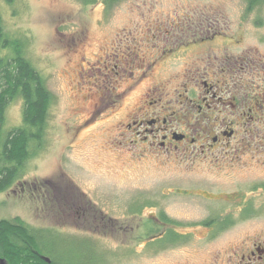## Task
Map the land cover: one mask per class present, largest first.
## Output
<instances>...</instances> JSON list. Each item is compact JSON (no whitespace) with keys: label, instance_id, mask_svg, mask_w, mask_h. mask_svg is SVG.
<instances>
[{"label":"rangeland","instance_id":"1","mask_svg":"<svg viewBox=\"0 0 264 264\" xmlns=\"http://www.w3.org/2000/svg\"><path fill=\"white\" fill-rule=\"evenodd\" d=\"M0 15L52 94L42 139L28 143L35 154L0 192V218H21L65 263L245 264L241 255L264 241V216L224 230L197 224L209 213L196 195L207 183L200 167L184 154L141 156L142 141L123 136L160 95L175 117L196 113L189 99L197 105L201 88L185 77L190 54L205 49L200 30L235 32V50L264 48V0L250 9L246 0H0ZM21 116L22 101L10 102L4 129ZM160 212L178 225L159 223Z\"/></svg>","mask_w":264,"mask_h":264},{"label":"flooded vegetation","instance_id":"2","mask_svg":"<svg viewBox=\"0 0 264 264\" xmlns=\"http://www.w3.org/2000/svg\"><path fill=\"white\" fill-rule=\"evenodd\" d=\"M201 32L205 34L199 45L204 44L205 49L190 54L195 61L190 60V80L185 77V81L196 79L201 88L197 105L189 99L196 113L175 117L159 103L160 95L138 107L125 122L123 137H128L126 144L142 141L141 156L159 150L184 154L190 165L200 167L207 183L196 195L207 202L209 213L197 224L224 230L264 216V48L251 44L235 50L229 44L238 41L233 38L235 32ZM197 42L191 41V46ZM187 45L163 51L173 53ZM193 115L196 120L190 118ZM158 222L178 225L163 212ZM156 226L155 222L151 225ZM246 252L241 255L242 259L246 256L245 264H264V241H254Z\"/></svg>","mask_w":264,"mask_h":264},{"label":"trees","instance_id":"3","mask_svg":"<svg viewBox=\"0 0 264 264\" xmlns=\"http://www.w3.org/2000/svg\"><path fill=\"white\" fill-rule=\"evenodd\" d=\"M5 1L11 3L13 0ZM261 1L246 0L247 9ZM25 46L22 38L5 32L0 15V192L18 181L24 162L35 154L28 150V143L41 141L52 99L44 77L26 56ZM16 99L22 101L21 125L5 130L6 108ZM166 233L169 237L181 236L172 228ZM37 236L36 231L18 216L0 218V262L73 264L53 257L55 255L46 251L48 249L40 246Z\"/></svg>","mask_w":264,"mask_h":264}]
</instances>
